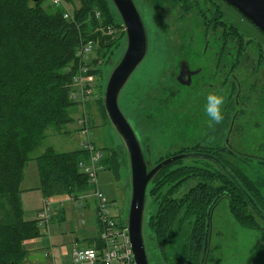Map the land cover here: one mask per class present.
Returning <instances> with one entry per match:
<instances>
[{"label": "trees", "instance_id": "1", "mask_svg": "<svg viewBox=\"0 0 264 264\" xmlns=\"http://www.w3.org/2000/svg\"><path fill=\"white\" fill-rule=\"evenodd\" d=\"M67 1L74 9V19L65 18L63 9L50 5V0H0V264H27L31 253L24 242L41 235L38 219L24 217L21 184L31 154L45 138L47 129L62 127L74 120L73 107L78 103L71 98L70 85L79 71L81 59L77 50L81 41L98 40V52L102 55L99 73L103 79L108 55L125 37L122 19L111 0ZM109 26L118 28L120 35L109 33L106 30ZM100 101L112 126L103 93ZM114 155L108 152L102 156L101 164L114 162L118 169L121 163L115 152ZM126 155L129 162L127 150ZM89 158V151L84 148L58 152L49 147L37 156L44 196H75L77 192L90 190L88 176L79 166L80 161ZM232 170L245 190L254 194V178L250 173ZM162 176L170 177L172 183L179 181L177 184L191 178L196 180L186 198L172 200L174 206L167 210L170 211L167 225L157 214L151 217L159 262L168 263L166 259L173 260L168 248L169 231L175 225L178 211L186 207L187 215L197 219L206 215L205 209L209 208L206 205L216 194L231 195L241 191L229 176L208 168L183 167L165 169L155 178L150 190L155 200L158 186L163 185V181H159ZM177 184L169 193L175 191ZM228 203L230 212L242 226L258 229L255 218L241 211L240 206L249 205L248 201L231 197ZM180 214L186 215L185 212ZM259 233L264 240V231Z\"/></svg>", "mask_w": 264, "mask_h": 264}, {"label": "flooded vegetation", "instance_id": "2", "mask_svg": "<svg viewBox=\"0 0 264 264\" xmlns=\"http://www.w3.org/2000/svg\"><path fill=\"white\" fill-rule=\"evenodd\" d=\"M157 1L166 6L164 0ZM195 2L198 17L201 16L205 24L202 38L195 44L194 35H190L186 44L180 45L172 70H168L165 77H160L156 96L134 100L132 116L135 124L131 123L135 131L138 127L145 134L144 140H140L144 149L150 146L153 152L152 137L170 138L171 148L156 158L152 156L154 164L175 155H187L167 165L160 173L165 169L183 167L208 168L216 174L229 176L241 192L212 194L213 201L206 205L209 207L205 209L206 215L197 219L187 215L186 207L180 210L186 215L178 211L175 225L169 231L168 248L173 260L166 259L168 263L161 260L159 264H217L224 255L220 251L224 233L223 224L215 219L213 213L231 197L237 196L249 202L258 228L253 231H264V177L258 176V169L264 167V32L225 0ZM182 6L186 11L193 8L185 3ZM224 7L233 8L246 18L260 35L246 38L235 23L225 19ZM209 94L224 96V118L220 124L211 121L204 111ZM211 137H219L221 141L208 143L207 139ZM163 145L162 142L160 146ZM232 169L250 173L254 178V194L245 192L243 183L235 178ZM191 180L195 179L177 184L179 181L172 183L170 177L162 176L159 181H163V185L156 190L158 199H154L156 206L150 221L152 215L157 214L167 225L170 222V211L167 210L174 206L172 200L186 198L196 184L185 188ZM153 183L148 190L150 195ZM175 184V191L169 193ZM152 233L154 235L153 230ZM214 234L216 241L213 240ZM154 241L156 243L155 237Z\"/></svg>", "mask_w": 264, "mask_h": 264}, {"label": "rangeland", "instance_id": "3", "mask_svg": "<svg viewBox=\"0 0 264 264\" xmlns=\"http://www.w3.org/2000/svg\"><path fill=\"white\" fill-rule=\"evenodd\" d=\"M135 1L147 26L149 49L145 59L135 70L120 96L121 108L132 122L134 100L139 101L144 97L151 99L156 96L161 84L159 82L160 77H165L166 72L172 70V62L180 45L183 42L186 44L190 35H194V42L197 44L202 38V30L205 29V24L201 20L202 17H198L199 11L196 5L194 6L195 0H186V2L183 0H164L166 6L159 4L157 0ZM199 1L201 4L204 3V0ZM49 3L55 7L51 0ZM184 3L193 6V8L186 11L182 6ZM224 11L226 12L225 19L230 23H235L240 31L245 33L246 38L260 35V32L251 22L233 8L224 7ZM115 28H113L114 35H120L121 31ZM106 30L109 31L108 28ZM246 38L245 40H247ZM85 41L82 40L81 43ZM126 46L127 40L123 37L120 45L114 50L110 64L105 66L104 79H101L99 73V63L102 55L98 52L97 43L93 51L83 57L79 56L80 46L78 47L77 55L81 59L79 72L81 66H87V74H84V76L88 77L89 81L94 79L92 98L88 99L82 106L77 104L73 107L72 116L74 120L72 122L62 127L50 126L46 131L45 138L31 154V159L25 168L26 181L22 189L28 185L32 190H22L20 194L24 217L26 219H39L40 213L44 212L46 198L50 202H55L53 204L58 206L53 205L49 210L51 218L49 226L47 223L38 220L41 235L30 239L29 242L38 240V244L42 248L40 251L46 253V260L43 262L34 260L32 264H71L72 251L75 248L92 245L94 239L97 236L100 237L102 232L98 218V203L91 190L77 192L75 196L65 194L45 197L42 189H38L41 180L36 157L44 153L49 147H53L58 152H68L84 148L83 144L88 142L94 148V154L101 153L105 157L109 152L114 157L115 152L121 165L117 169L114 162L112 164L109 162L108 165L100 169V189L107 196L112 206L110 208L112 215L128 220L132 194L130 160L128 162L125 145H123L121 137L106 118L100 101L102 87L106 89L110 73L121 60ZM189 48H192V46L190 45ZM96 59L98 61H95ZM166 80H168L167 77ZM70 86V94L72 95L76 84L72 82ZM255 120L263 124L261 119L255 117ZM85 130H88V133ZM136 131L139 139L144 140L145 134L140 132V128L136 127ZM150 136H152V133ZM169 140L170 138L166 136L152 137L154 158L171 148ZM220 141L219 137L207 139V142L211 144ZM162 142L164 145L160 146ZM89 154L91 155L90 151ZM258 171L260 173L258 176L264 177V167L259 168ZM195 182L196 180L189 181L185 188L191 187ZM89 188L91 189V185ZM234 199L238 200L239 198L235 196ZM226 202L221 203L213 213L215 219H219L223 224L222 232L224 233L220 248L224 255L217 264H264V245L262 244L261 234L242 226L230 212L229 203ZM1 203L2 199L0 198ZM155 206L154 199L148 192L144 235L151 264L160 263L159 254L155 250L154 235L149 225L150 215L155 210ZM244 206L247 207L244 208ZM240 207L246 215H252L249 205L243 203V206ZM56 208H63L64 216L55 213ZM258 225L260 224L258 223ZM213 240H217L215 234ZM35 244L32 243L29 247H35ZM25 248L27 249L26 246ZM27 250L31 252L30 249ZM210 264L212 263L210 262Z\"/></svg>", "mask_w": 264, "mask_h": 264}, {"label": "water", "instance_id": "4", "mask_svg": "<svg viewBox=\"0 0 264 264\" xmlns=\"http://www.w3.org/2000/svg\"><path fill=\"white\" fill-rule=\"evenodd\" d=\"M111 1L122 19L127 46L121 60L110 73L106 89L102 87L103 100L108 118L121 137L130 160L132 194L128 220L124 221L128 229L135 262L136 264H151L144 235L148 190L163 168L187 155H175L154 164L151 147L143 148L131 121L121 108V93L135 70L145 59L149 49V37L145 20L135 0ZM225 1L264 32V0ZM113 54L114 51L108 55L106 64H110ZM228 175L231 176V173ZM245 192L247 191L245 190ZM99 246L100 241H97V247L99 248ZM34 260L45 261L46 253L30 254L27 264H31Z\"/></svg>", "mask_w": 264, "mask_h": 264}, {"label": "built area", "instance_id": "5", "mask_svg": "<svg viewBox=\"0 0 264 264\" xmlns=\"http://www.w3.org/2000/svg\"><path fill=\"white\" fill-rule=\"evenodd\" d=\"M56 7H61L64 11V17L67 19H74V9L66 0H51ZM100 16V13H97ZM105 29V28H104ZM109 33H114L111 26L108 27ZM98 46V41L94 39L86 40L81 43L78 54L80 57L85 56L93 51L94 47ZM87 66H81V71L76 74L73 84H76L75 91L72 93V99L80 106L88 99L92 98L94 79L89 81L87 74ZM86 120V119H85ZM84 120V121H85ZM88 133V130H85ZM85 150L91 152L88 161L82 160L79 163L80 170L87 174L91 191L98 203V218L101 225V235L92 245L75 248L72 251L71 264H136L132 246L130 244L129 233L126 223L123 218L114 217L111 213V205L100 189L99 172L104 168L101 164L102 154H94V148L88 142L83 144ZM55 202H50L46 198V205L44 212L40 213L39 219L42 222L50 224L51 218L49 210L53 207ZM55 207H58L55 205ZM97 241H100L99 248Z\"/></svg>", "mask_w": 264, "mask_h": 264}, {"label": "clouds", "instance_id": "6", "mask_svg": "<svg viewBox=\"0 0 264 264\" xmlns=\"http://www.w3.org/2000/svg\"><path fill=\"white\" fill-rule=\"evenodd\" d=\"M224 96L222 94H209L206 97L204 111L211 121L220 124L223 121L222 107Z\"/></svg>", "mask_w": 264, "mask_h": 264}, {"label": "crops", "instance_id": "7", "mask_svg": "<svg viewBox=\"0 0 264 264\" xmlns=\"http://www.w3.org/2000/svg\"><path fill=\"white\" fill-rule=\"evenodd\" d=\"M25 181H26V175H25V172H24V178H23V181H22V184H21V191L23 190H25V191H29V190H32L31 189V187L30 186H28V185H26V187L24 188V189H22L23 188V184H25ZM40 184V183H39ZM40 188V186H38V189ZM91 190V189H90ZM55 213L57 212V214H59V216H64L63 214H64V209L63 208H59V209H57L56 208V210L54 211ZM63 218V217H62ZM98 239V236L94 239V241L95 240H97ZM30 241V239L29 240H26L25 242H24V244H25V246L27 247V249H30L31 250V254H34V253H40L41 251V246H39V244H38V240H36V241H34V242H29ZM93 241V242H94ZM34 244V243H36L35 245V247H29V245L30 244ZM38 250V251H37ZM40 251V252H39ZM45 253V252H44ZM32 263V262H31Z\"/></svg>", "mask_w": 264, "mask_h": 264}]
</instances>
